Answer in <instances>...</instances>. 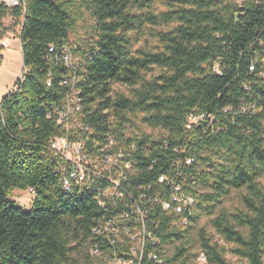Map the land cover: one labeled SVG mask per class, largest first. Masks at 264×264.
<instances>
[{
	"label": "trees",
	"instance_id": "1",
	"mask_svg": "<svg viewBox=\"0 0 264 264\" xmlns=\"http://www.w3.org/2000/svg\"><path fill=\"white\" fill-rule=\"evenodd\" d=\"M163 1L167 11L161 13L152 10L153 0H27L25 16L0 6V41L11 32L3 23L11 17L21 27L25 67L0 103V264H94L96 247L103 256L112 253L93 229L116 211L98 206L96 189L65 194L49 147L62 134L48 118L49 107L64 99L62 84L72 72L63 47L77 58L84 124L103 142L110 135L135 146L130 187L156 183L169 172L186 174L183 190L194 200L188 226L172 227L159 206L147 208L148 229L172 247L162 255L165 264H192L197 252L208 264H264V3ZM78 3L91 10L96 39L73 47ZM144 30L158 47L136 48ZM3 51L0 46V64ZM253 63L257 70L250 72ZM191 114L214 119L189 131ZM140 116L162 134L143 131ZM29 189L35 197L25 212L11 196ZM233 196L237 202L228 206Z\"/></svg>",
	"mask_w": 264,
	"mask_h": 264
},
{
	"label": "built area",
	"instance_id": "2",
	"mask_svg": "<svg viewBox=\"0 0 264 264\" xmlns=\"http://www.w3.org/2000/svg\"><path fill=\"white\" fill-rule=\"evenodd\" d=\"M236 3L240 5L242 0H236ZM263 3L264 0H257V4ZM27 4V0H0V6L20 9L23 16L26 14ZM0 46L4 49L7 47L5 38L0 41ZM49 52L54 53V47H50ZM61 54L63 63L72 72L62 84L68 88L64 99L59 104L50 105L48 112V118L62 129V134L49 142L56 161V173L62 178L65 194H72L76 187L87 191L96 189L98 206L102 210L111 209L117 213L115 217L93 229L95 235L106 239L112 253L103 256L102 251L96 247L91 251L92 255L101 257L103 264H144L146 260L165 264L162 255L171 253L172 247L162 245L160 239L148 229L147 208L159 206L172 217V227L188 226L194 200L183 190L182 184L187 183L186 174L182 172L172 175L169 172L160 176L156 183L130 187L134 167L129 158L130 152L135 151V146L129 149L110 135L103 142L100 140L101 133H96L84 124L82 89L78 86L82 79L73 67L76 59L67 47H63ZM257 66L255 63L251 64L249 71L255 72ZM214 72L222 75L217 65ZM260 76L264 79V70L260 72ZM47 85L50 86L51 82ZM14 90L13 88L10 93ZM245 110L243 109L244 112ZM213 119L206 114H191L187 130L202 123H211ZM191 165L192 160L185 159L184 166L188 168ZM172 166L171 170L177 165ZM178 175L181 184L177 183ZM28 193L35 197L33 189H29ZM152 225L157 228L158 221H153ZM117 248L126 250L119 255ZM192 264H208L205 254L197 252Z\"/></svg>",
	"mask_w": 264,
	"mask_h": 264
},
{
	"label": "rangeland",
	"instance_id": "3",
	"mask_svg": "<svg viewBox=\"0 0 264 264\" xmlns=\"http://www.w3.org/2000/svg\"><path fill=\"white\" fill-rule=\"evenodd\" d=\"M140 1H146V0H140ZM152 10L156 13H161V12H166L167 11V7L166 4L163 0H153L152 3ZM75 12V14L77 15V25L76 28L74 30L73 33H71L70 35V40L69 43L73 46V47H77L80 45H83L84 42L87 41H93L96 39L95 37V30L94 27L96 25V21L94 20L93 16H92V12L89 8H87L86 5H80V3H78L77 8L75 10H73ZM133 13H139L138 10H134ZM4 26L6 28H9L11 32L8 33V35H6V37L8 38L9 42H10V46L13 49L14 53L12 55L16 56V59L13 60L12 62L14 63V65L17 68H22L23 66V56L22 53L19 49V40L17 39L19 32H20V25L18 26H14V21L12 20L11 17H7L4 20ZM168 28L167 27H161L160 31H167ZM153 47L156 48L159 46V43L157 42V40L155 38H153L150 34L149 31L144 30L141 34V36L139 37V42L136 45V48H145V47ZM77 61V58L76 60ZM154 77H158L160 74L159 70H155L153 73ZM115 90L118 91H125V88L121 87V86H116L114 87ZM141 117L140 116L137 119V123L140 125L141 129L143 131H145L147 134H152L155 137H158L162 134V131L160 130H153L152 128H149L145 125H143L142 121H141ZM130 132L136 133L137 130H130ZM11 199L14 200L19 206L23 207L25 212H30L32 209V203L34 200V197H32L28 191H19L16 190L12 193ZM236 197L233 196L230 201L227 202V205H235L236 204ZM202 225H206V222H203ZM221 243V242H220ZM92 256V260L94 262V264H98L99 261L101 260V257L99 256ZM227 259L232 262V263H236L237 262V258L233 257L232 255L228 254L227 255Z\"/></svg>",
	"mask_w": 264,
	"mask_h": 264
},
{
	"label": "crops",
	"instance_id": "4",
	"mask_svg": "<svg viewBox=\"0 0 264 264\" xmlns=\"http://www.w3.org/2000/svg\"><path fill=\"white\" fill-rule=\"evenodd\" d=\"M17 39L20 42L19 49L22 53L21 40L19 37ZM5 40L7 47L2 52L3 62L0 64V103L10 93L16 82L21 79L25 72L24 62L22 68H17L12 62L16 59V56L12 55L14 51L7 37H5Z\"/></svg>",
	"mask_w": 264,
	"mask_h": 264
}]
</instances>
